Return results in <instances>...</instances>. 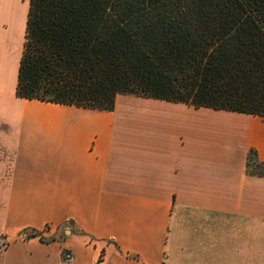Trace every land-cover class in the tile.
<instances>
[{
	"label": "crops",
	"instance_id": "crops-1",
	"mask_svg": "<svg viewBox=\"0 0 264 264\" xmlns=\"http://www.w3.org/2000/svg\"><path fill=\"white\" fill-rule=\"evenodd\" d=\"M27 8L0 0V170L66 188L77 228L110 240L104 263L252 264V230L264 235V175L246 163H264V117L131 94H118L110 111L16 97ZM219 220L245 223L231 234L243 242L220 239ZM254 251L264 258V245Z\"/></svg>",
	"mask_w": 264,
	"mask_h": 264
},
{
	"label": "trees",
	"instance_id": "trees-1",
	"mask_svg": "<svg viewBox=\"0 0 264 264\" xmlns=\"http://www.w3.org/2000/svg\"><path fill=\"white\" fill-rule=\"evenodd\" d=\"M14 94L106 111L131 94L264 117V0H28ZM246 170L264 175V163Z\"/></svg>",
	"mask_w": 264,
	"mask_h": 264
},
{
	"label": "rangeland",
	"instance_id": "rangeland-1",
	"mask_svg": "<svg viewBox=\"0 0 264 264\" xmlns=\"http://www.w3.org/2000/svg\"><path fill=\"white\" fill-rule=\"evenodd\" d=\"M118 105L122 106L121 103ZM44 111L46 110L43 109L41 113H45ZM33 112L35 113L29 109L26 111L27 114ZM141 114L140 112L139 115ZM26 158L24 162H28V166L32 167L36 162L35 156L27 155ZM22 175L31 178L24 180ZM32 175L25 169L23 172L0 170V264H110L104 263L110 240L83 233L74 224L73 219L68 217L66 188L60 190L46 185L36 186ZM185 224L188 231L194 225L190 220H185ZM213 227L221 232L220 239L228 238L232 244L243 242V237H231V234L235 228H246L245 223L240 225L233 220H219ZM195 239L192 234L188 235L186 240L185 238L182 240L187 251L194 250ZM263 245L264 235L259 234L258 229L252 230L249 243L252 264L264 259L263 256L255 258L262 255V252L254 251ZM114 249L118 251L116 246ZM125 256L139 260L138 254ZM192 261L187 259L185 263L190 264ZM114 264L139 262L133 260L128 263L118 260Z\"/></svg>",
	"mask_w": 264,
	"mask_h": 264
}]
</instances>
